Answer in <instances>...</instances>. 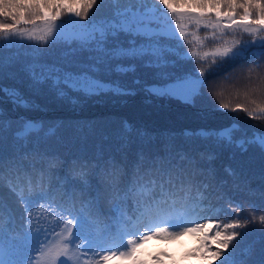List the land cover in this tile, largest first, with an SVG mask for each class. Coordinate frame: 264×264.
I'll use <instances>...</instances> for the list:
<instances>
[{
  "label": "trees",
  "instance_id": "obj_1",
  "mask_svg": "<svg viewBox=\"0 0 264 264\" xmlns=\"http://www.w3.org/2000/svg\"><path fill=\"white\" fill-rule=\"evenodd\" d=\"M179 6L180 0H175ZM129 5L121 0H97L86 22L118 19L117 12ZM139 8L140 6L137 5ZM165 8L158 0H146V8ZM69 15L64 14L62 18ZM118 28V27H116ZM114 28L108 26L104 36L108 46L126 43L123 32L111 35ZM81 40L73 38L71 47H85L98 38ZM176 41L170 45L175 47ZM191 44L177 51L183 53ZM68 49L61 39L53 44L42 40L0 41V58L3 59V78L0 84L18 89L38 107H20L0 93V107L5 112L3 186L0 187V225L4 238L11 241L41 217L48 223L49 239L42 245L45 252L72 240L65 231L69 219H83L86 234L96 245L112 250H126L119 245L131 238L132 233L142 234L148 228L141 227L143 220L138 207H146L155 201L168 199L178 202L180 217L196 220L198 216L218 215L225 223L239 219L245 223L238 232H247L239 241L232 259L235 264H260L264 260V153L255 146L243 151L235 143H218L205 138L211 129L229 127L234 122L240 131L233 140L244 134L264 131V116L250 118L219 110L217 101L207 95L196 107L179 100L158 98L137 88L135 95H116L104 92L84 96L70 94L76 103L59 98L47 87L39 91L30 87L31 80L26 66L32 63L51 64L59 61ZM87 52L80 54L84 59ZM208 60H182L171 69L179 73H195L197 63L207 66ZM253 69L249 73L248 69ZM154 70L138 66L135 74L112 75L105 80H119L128 87H136L133 79L139 77L146 83L153 82ZM264 78V59L249 56L225 64L213 79L216 91L223 102L235 107L244 102V93L251 84ZM264 106L259 94L251 97ZM247 106V104H246ZM21 118L25 122L39 124L25 141H17L15 133ZM125 124L130 130L125 129ZM203 135L197 136L196 133ZM211 157V159L209 158ZM232 169L234 175L226 170ZM72 177L74 183L69 182ZM39 192H51L53 198L68 209L61 212L48 201L35 196ZM167 194V195H165ZM239 208V212L234 209ZM31 212L33 219H28ZM191 212L190 216H186ZM138 219V220H137ZM159 226L167 227L166 223ZM155 225V224H154ZM188 226V225H186ZM71 227V226H70ZM75 231L74 227L72 229ZM154 230V227L152 228ZM175 230V229H171ZM197 239L185 234L176 242L167 243L171 259L180 264H205L189 253ZM87 241L81 237L71 248L68 260L71 264H96L101 257L99 247L87 251L81 245ZM157 244L156 242H150ZM162 243V242H160ZM235 243V242H234ZM185 245L188 251H183ZM35 242L28 247L32 251ZM147 248L149 255L156 251ZM34 264H50L46 256L35 253ZM218 264V262H217Z\"/></svg>",
  "mask_w": 264,
  "mask_h": 264
},
{
  "label": "snow or ice",
  "instance_id": "obj_2",
  "mask_svg": "<svg viewBox=\"0 0 264 264\" xmlns=\"http://www.w3.org/2000/svg\"><path fill=\"white\" fill-rule=\"evenodd\" d=\"M120 3L121 0H113ZM129 6L117 12L123 17L120 26L114 28L111 35L115 37L117 32H123L129 37L126 43H117L109 47L108 41L101 32L91 45L85 47H71L72 36H64L58 27V22L64 14L87 18L89 11L97 0H0V35L5 37L29 36L48 42L51 38L53 44L63 39L68 49L62 54L59 61L51 64L32 63L26 66V71L31 80L30 87L39 91L41 87H47L57 97L69 99L72 103L76 100L70 94L79 93L84 96L99 95L104 92H113L116 95H135L137 88H141L149 95L158 98L179 100L181 103L196 107L207 95L217 101L219 110L239 114L246 113L250 118L257 119L264 116V106L257 104L254 95L259 94L264 98V78L258 83L251 84L249 90L244 93V102L236 103L230 107L229 103L223 102L221 93L216 91L217 83L210 79L219 72L225 64L246 60L249 56L257 61L264 59V0H180L179 6L175 0H158L176 21L172 30H155L151 27L150 11L143 10L146 0H124ZM137 5L140 7L138 8ZM211 29L210 38L217 41L215 48L210 53H204V59L211 57L210 63L204 66L197 63L195 73H177L171 69L177 67L182 60L198 61V51H177L185 44H197L202 46L205 38L197 37L195 32L187 29L200 26ZM246 32L252 39H237L235 34ZM195 37L190 40L189 37ZM176 41L175 47L170 45ZM87 52L88 55L80 58V54ZM154 70L153 82L146 83L139 77L133 79L132 84L136 87H128L119 80L108 79L112 75L123 76L135 74L137 67ZM4 62L0 58V79L3 78ZM249 73L253 69H248ZM0 93H4L14 105L20 107H38L24 97L18 89L5 87L0 84ZM2 99V97H0ZM247 104V106H246ZM5 112L0 107V187L3 186L4 167V133ZM39 128V124L25 122L21 118L20 127L15 133L17 141H25L29 134ZM125 129L130 126L125 124ZM205 138L214 139L218 143H228L246 151L247 146L255 145L264 153V131L253 132L251 137L244 134L240 139L233 140L234 134L240 131L238 123L222 129L207 130ZM203 135L202 132L196 133ZM211 159V157H209ZM234 175L232 169L226 170ZM74 183L72 177L67 178ZM264 179V177H262ZM167 195V194H165ZM48 201V206H55L61 212H67L61 203H58L51 192H39L35 196ZM3 207L0 201V208ZM180 207L178 202L169 203L168 199L155 201L146 207H138L137 211L143 220L141 227L148 228L142 234L132 233L131 238L119 245L126 250H112L96 245L93 238L86 234V225L83 219L75 221L69 219L65 224V231L72 237L68 243L44 251L42 245L49 239L46 229L47 221L41 217L38 221L25 230L21 236L6 241L4 230L0 225V264H34L38 261L35 253L46 256L52 264H71L66 259L71 251L69 245H75L77 240L83 237L87 241L81 245L87 251L93 252L97 247L101 250V257L96 264H180L178 260L171 259L167 251L158 250L149 255L146 245L150 242H176L185 234L194 236L198 244L189 253L191 257H199L205 264H235L232 259L239 241L247 235V232H238L237 229L246 225L239 219H233L227 223L215 216H198L196 220H188L185 217L176 219L179 215L176 209ZM239 212V208L234 209ZM192 213L187 212L186 216ZM28 219L32 220L31 212ZM260 219L264 221V216ZM155 220H161L167 227L153 224ZM188 225V226H186ZM71 226V227H70ZM75 229L73 231L72 229ZM154 227V230L152 228ZM175 229V230H171ZM35 242L36 247L28 251V247ZM235 242V243H234ZM264 264V260L260 262Z\"/></svg>",
  "mask_w": 264,
  "mask_h": 264
},
{
  "label": "rangeland",
  "instance_id": "obj_3",
  "mask_svg": "<svg viewBox=\"0 0 264 264\" xmlns=\"http://www.w3.org/2000/svg\"><path fill=\"white\" fill-rule=\"evenodd\" d=\"M143 10L145 11L151 10L150 11V17L152 20L151 27H153L155 30L159 31V30L174 29L176 21L172 18L171 13L166 8L157 9L154 7H150V8H146ZM122 19L123 17L120 16L118 19H112L106 22L105 21L86 22V21L81 20L79 17L69 15L67 18H62L58 22V27L63 32L64 36H72L73 38L87 40V39H93L97 35H100L101 32L104 33L105 30L108 28V26L112 28L119 27ZM187 31L195 32L197 37L205 38L202 46H197V44L194 43V44H191V47L189 49H187L188 52L198 51L201 54L200 55L201 58H204V55H203L204 53L206 52L210 53L211 51H213L216 44L218 43L217 41L211 40L210 38L211 29L207 28L204 25L200 26L199 29L189 27ZM235 36L237 39H241V40H251L252 39V37L246 32L235 34ZM30 39L38 40L34 37H29L27 35L23 37L16 36V35L5 37L3 35H0V41H6L8 43H12L14 40L19 41V40H30ZM189 39L193 40L195 39V37L190 36ZM257 132H261V131H257ZM176 211L180 212L179 209H176ZM160 221L161 220H155L153 224H157ZM196 244H198L197 240L194 241L192 245H196ZM146 247H149L152 250L154 249L155 251L158 250L161 253H163L164 251H167L170 254V251H169V248L166 242L159 243V245L148 243ZM52 248H55V247H52ZM181 248L183 251H188L185 245H183ZM69 256H70V252L66 259H68ZM50 264H52L51 261H50Z\"/></svg>",
  "mask_w": 264,
  "mask_h": 264
}]
</instances>
